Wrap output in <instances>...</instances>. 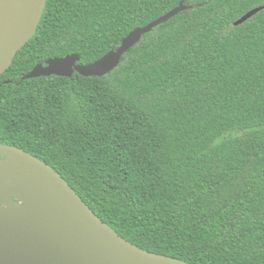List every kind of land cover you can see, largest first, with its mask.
<instances>
[{
    "label": "trees",
    "instance_id": "1",
    "mask_svg": "<svg viewBox=\"0 0 264 264\" xmlns=\"http://www.w3.org/2000/svg\"><path fill=\"white\" fill-rule=\"evenodd\" d=\"M181 1L107 74L23 78L52 57L92 63ZM0 143L146 250L264 264V0H47L0 75Z\"/></svg>",
    "mask_w": 264,
    "mask_h": 264
},
{
    "label": "water",
    "instance_id": "2",
    "mask_svg": "<svg viewBox=\"0 0 264 264\" xmlns=\"http://www.w3.org/2000/svg\"><path fill=\"white\" fill-rule=\"evenodd\" d=\"M47 0H0V75L38 29ZM181 1L164 15L128 33L117 49L88 64L79 54L52 57L23 78L104 75L143 34L185 9ZM255 7L239 25L259 12ZM0 264H194L154 253L120 236L51 165L15 145L0 143Z\"/></svg>",
    "mask_w": 264,
    "mask_h": 264
}]
</instances>
